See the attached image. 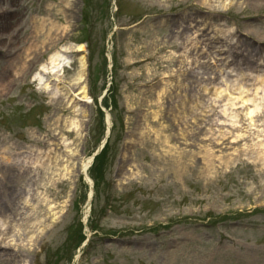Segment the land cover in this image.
<instances>
[{
    "label": "rangeland",
    "instance_id": "rangeland-1",
    "mask_svg": "<svg viewBox=\"0 0 264 264\" xmlns=\"http://www.w3.org/2000/svg\"><path fill=\"white\" fill-rule=\"evenodd\" d=\"M224 1L0 0V264H264L263 127L209 81L243 53L234 96L264 104V0Z\"/></svg>",
    "mask_w": 264,
    "mask_h": 264
},
{
    "label": "bare ground",
    "instance_id": "bare-ground-1",
    "mask_svg": "<svg viewBox=\"0 0 264 264\" xmlns=\"http://www.w3.org/2000/svg\"><path fill=\"white\" fill-rule=\"evenodd\" d=\"M210 0H205V3H207V2H209ZM216 1V7L219 9V10H223V11H225V10H227V8H228V5H230V3H229V1H224V0H215ZM230 1H232V0H230ZM65 2H66V5H69L70 6V4H71V0H65ZM256 2V1H255ZM258 1L256 2V4L258 5ZM70 22V21H69ZM45 26V27H44ZM46 26H49V28L54 32L55 31V33L56 34H61V32H63V30H61L59 27H57L53 22H50V23H42L41 24V26H40V28H41V30H43L44 28H46ZM68 27V26H67ZM221 33V32H220ZM222 34V33H221ZM227 34H231V33H227ZM227 34H222L227 40H229L230 42L231 41H233L234 40V38L235 37H232V35H231V38L230 37H227ZM188 38L184 41V44L182 43V45L183 46H186L187 45V43H188ZM229 45H231V44H229ZM66 46V48H65V50H71V49H73V46H71V45H65ZM79 49H81L82 48V46L81 45H78L77 46ZM224 48H227V50L229 49V47L227 46V45H225L224 46ZM28 50H32V46H30L29 47V49ZM223 52H225V58H223V59H221L219 62H221L222 60H223V62H225L226 64H222L223 66H227V67H229V66H232L233 68L231 69H228V68H220V71L219 70H217L216 71V74L214 75V79H209V81L210 82H212V81H215V80H219L220 79V81H221V83H224L223 84V87L218 91V90H216L218 93L216 94L215 93V95L216 96H221V95H223V94H225L226 96H227V101L228 102H231V104H230V106L231 107H240L241 109H244V111H245V114H244V120H247L248 121V125H249V127L250 126H259V124H261L259 127H263V129H261L262 130V132H264V122L263 121H257V120H254V118H253V116H254V114H255V117H256V114L257 113H260L261 111H262V109L264 108V104L262 103L261 105L260 104H257V105H254V106H247V104L250 102V101H253V99H254V97H252L251 99L249 98V99H242V97L241 98H239V97H237V96H234V91L235 90H237V89H240L243 85H241V84H243V83H246V82H242V80H240V79H243L245 76H243L242 74H239L240 72H241V68L239 67L240 65H242V64H246V63H248V64H252V63H250V59H249V56H245L243 53H237L238 55H233L232 56V52L229 50V52L228 51H223ZM221 53V52H220ZM240 55V56H239ZM247 57L248 59H249V62H245L242 58L243 57ZM61 56L60 55H58V54H56V55H54L53 57H52V62L53 63H57V62H59V58H60ZM187 58V57H186ZM208 58H210L211 59V62L212 63H215V62H217L216 60H218V58L220 59V54L219 53H217V52H215L214 54H212L211 52H210V56H208ZM60 61H63V64H61L60 62V64H58V66H63V67H66V66H69L71 63L69 62V60L67 59V58H65V59H61ZM182 63V62H181ZM79 64H80V69L77 71V73L75 74V77L71 80V84H72V89H71V91L73 90V88L74 87H77V95H82V97H83V99H85V100H89V97H88V95H87V91H86V87H85V85H82L84 82H85V60H84V58H81L80 59V61H79ZM12 68H14V69H16V66H11ZM20 67V66H19ZM22 67H20V68H18V69H21ZM203 68H206L205 66H203ZM206 70V69H205ZM204 74V73H203ZM207 75H209V73H206ZM211 74H212V71H211ZM219 74H220V77H218L219 76ZM235 75H239V77L237 78ZM247 77V76H246ZM245 77V78H246ZM259 78H263V77H259ZM38 79L40 80V82L42 81V79L40 78V77H38ZM184 79V77H182V80ZM234 79V80H233ZM180 80H181V76H180ZM179 80V81H180ZM263 80H264V78L262 79V82H263ZM249 81V80H248ZM180 82H182V81H180ZM184 84H185V82H184ZM183 85V84H182ZM245 86H248V85H245ZM262 86H264V84H262L261 86H259L258 88H261ZM184 87V86H183ZM45 88H47V89H49L50 88V85H45ZM177 89L180 91V90H182V88H181V84L177 87ZM206 91H208V89H206ZM215 91V92H216ZM67 94L69 95V97H72L71 95H70V91H68L67 92ZM166 94H167V87L166 88H162V89H160L157 93H156V96H157V101H159V102H163L162 100H164V98H165V96H166ZM218 97H216V98H218ZM175 98L176 99H178V98H180V96L179 97H177V96H175ZM215 98V99H216ZM263 98V100H264V96L262 97ZM72 99H68V102L69 103H72ZM192 103L193 104H195L194 105V107H193V109L194 108H196V107H198V104H199V102H198V99L197 100H195V101H192ZM68 104V103H67ZM159 104V103H158ZM178 104V107L179 106H184V105H186V102H178L177 103ZM263 105V106H262ZM263 113H264V111H263ZM78 115V114H77ZM238 117V116H237ZM243 118H241V120H243ZM183 120V122H185L184 121V119H182ZM107 130H108V132H109V129L111 128V120H110V118H109V116L107 115ZM62 122L63 123H61V125H62V127L63 128H65V129H67V130H74L77 134L79 133V130H80V128H79V123H78V121L77 120H62ZM198 127V126H197ZM245 132H247V131H245ZM261 132V133H262ZM261 135H263V139L262 140H257V141H261L263 144V146H264V134L262 133ZM260 135V136H261ZM181 136V138L183 139V141L185 142V143H188V142H191L192 141V144H194V143H197V142H199L200 140H196V142H193V141H195V140H191L189 137H187V134H186V132L185 131H183L182 132V134L180 135ZM243 136H244V134H243ZM243 136H240V135H238V136H236L235 137V140H234V142H236V140L238 139V138H244ZM256 136L257 137H260V136H258V134H256ZM255 137V136H254ZM254 137L253 138H246V139H244V141H248V140H250V141H252V142H254L255 141V139H254ZM256 137V138H257ZM107 139V138H106ZM219 139H222V138H219ZM248 139V140H247ZM260 139V138H259ZM201 140H203V141H208V138H202ZM210 140L212 141V142H214L213 141V139L212 138H210ZM257 141H255V143H254V145H256L257 144ZM105 143H106V141H105ZM105 143H103L102 144V146H104V144ZM259 145V144H258ZM261 145V144H260ZM259 155L261 156V157H263L264 158V155H262V154H260L259 153ZM250 158V157H249ZM254 158H256V159H258V157L257 156H254ZM92 159V158H91ZM90 159V160H91ZM264 160V159H263ZM40 164H42L43 166H46V167H48L49 169H48V171L47 172H43V174L45 173V174H50V175H52V177H49L48 179H47V182L48 183H50V182H52V184H54L53 182H55L56 180H59L60 178H61V174H59V172H58V169L56 170H52L51 171V169H52V167H56L57 166V159L55 158V159H51V160H49L46 164H43V163H41V162H39ZM229 165V164H228ZM225 166H227V165H225ZM68 167L69 166H64V169H65V172L63 173V175H62V177L63 178H66V177H68L69 175H71V172L69 171V169H68ZM263 168H264V166H262ZM86 165H84V169H83V171H84V173H85V170H86ZM49 170H50V173H49ZM72 170V169H71ZM86 177V180L90 183L91 182V180H90V178L88 177V175H86L85 176ZM91 197V196H90ZM259 210V209H258ZM263 210H264V208H263ZM37 222H39V223H41V220H37ZM39 226H41V224L39 225ZM38 228V227H37ZM232 237H228L227 239H226V241L227 240H230ZM31 240H32V237H31ZM172 254H174V253H172ZM253 254L252 253H244V255L242 256V258H241V260L243 259V261H244V263H252L253 262V256H252Z\"/></svg>",
    "mask_w": 264,
    "mask_h": 264
}]
</instances>
